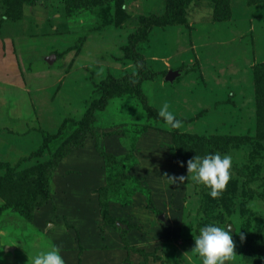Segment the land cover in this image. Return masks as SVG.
<instances>
[{
	"label": "rangeland",
	"instance_id": "374dc122",
	"mask_svg": "<svg viewBox=\"0 0 264 264\" xmlns=\"http://www.w3.org/2000/svg\"><path fill=\"white\" fill-rule=\"evenodd\" d=\"M151 14L170 17L138 45L150 70L138 85L150 104L182 113L175 114L181 133L204 137L175 136L163 118L149 115L133 87L114 86L84 145L52 173L48 203L28 220L17 209L29 208L44 167L78 138L105 79L135 69L124 47ZM213 19L229 20L232 35L213 40L215 33L204 30ZM260 62L264 0H0V264H30L50 243L66 264H79L86 248L94 264H202L193 247L209 222L232 233L235 253L226 264H264ZM258 76L264 85V67ZM212 136L225 138L220 153L230 154L240 172L231 171L215 197L187 168L189 158L216 149L205 141ZM102 148L136 160L128 171L137 178L120 180L104 197L117 227L106 223L98 196L118 170L105 168ZM180 175L182 182L170 179ZM73 181L90 186V194L65 196Z\"/></svg>",
	"mask_w": 264,
	"mask_h": 264
},
{
	"label": "trees",
	"instance_id": "16d2710c",
	"mask_svg": "<svg viewBox=\"0 0 264 264\" xmlns=\"http://www.w3.org/2000/svg\"><path fill=\"white\" fill-rule=\"evenodd\" d=\"M189 4V3H188ZM188 5H184L183 8H186ZM170 15L163 14H151V15H144L139 23V25L130 33L128 42L124 47L125 54L128 58L132 59L135 62V69L130 71L129 73H125L123 75L113 76L109 75L108 79H105L104 84H102V94L99 98L93 100L89 105L87 112L84 117V121L80 130V135L76 139H72L68 144H65L62 151H60L57 155L53 156L51 161L44 167L41 172V188L34 194L32 201L29 203V208L26 210L17 209L19 212L24 215L28 220H32L34 218V210L38 206H43L48 203L49 200V182L52 173L59 167L60 162L63 158L70 154L75 148H80L84 145L85 138L87 137V132L92 130V125L97 120V112L106 108V105L111 97L112 90L114 86L120 85H129L133 87L135 95L140 99L142 102L143 108L149 113L150 116L154 118H162L158 114V107L154 104H150L148 99L144 96L142 89L138 85L141 80L148 77L150 75V70L147 62L146 55L141 52L138 48V45L141 41L148 39V34L152 30L154 25H164L169 20ZM155 21V22H154ZM263 61V60H262ZM258 66L264 67V62H260ZM256 70V95H257V111L261 117L264 112V101L262 97H264V85L261 84L259 81L258 70ZM178 118V117H177ZM179 119V118H178ZM264 119L262 117L260 120ZM174 129V128H173ZM175 136H187L193 141H197L200 138H203L204 135H196V134H188L187 132L181 133L180 129L175 128L174 130ZM232 139V137H229ZM225 138L223 137H210L206 138L205 141L211 144L215 143L216 149L212 150L221 151L219 146L220 144L218 141H223ZM233 139H237V137H233ZM100 152L103 154L105 158V168L111 167V165H117L118 170H116V174L112 175L109 174L107 183L100 186L99 188V199L101 203V211L106 219V223L111 224L113 226H119L117 219L113 218L111 214L107 211L106 205L104 203V197L109 192H112L116 189V186L119 187V182L121 180L122 183H126L129 179L134 180L137 177L128 171L129 166H134L136 164V160L133 158L132 160L128 159V155L119 156L118 154H114L111 152H106L104 148L100 149ZM33 155V154H32ZM103 166V168H104ZM136 166V165H135ZM134 166V167H135ZM239 166L236 164L235 166H231L230 168V175L232 172L238 175ZM232 171V172H231ZM221 197V195H220ZM4 208V205H0V214ZM122 235L126 238V231L122 230ZM146 256V255H145Z\"/></svg>",
	"mask_w": 264,
	"mask_h": 264
},
{
	"label": "clouds",
	"instance_id": "9594fccd",
	"mask_svg": "<svg viewBox=\"0 0 264 264\" xmlns=\"http://www.w3.org/2000/svg\"><path fill=\"white\" fill-rule=\"evenodd\" d=\"M158 114L173 128L180 127L182 123L175 113L169 110L167 103L158 109ZM231 164L232 156L227 153L221 154L219 151L204 155L196 154L187 160L188 172L193 173V178L197 182L209 187V194L213 197L219 194L230 179ZM170 179L182 182L185 177L180 175ZM243 238L244 234L241 233V239ZM193 249L201 258L202 264H226V261L231 260L235 253L231 231L226 224L222 226L215 222H209L200 227L199 234L195 236ZM30 264H66V262L60 247L50 243L31 256Z\"/></svg>",
	"mask_w": 264,
	"mask_h": 264
},
{
	"label": "crops",
	"instance_id": "0c3cea01",
	"mask_svg": "<svg viewBox=\"0 0 264 264\" xmlns=\"http://www.w3.org/2000/svg\"><path fill=\"white\" fill-rule=\"evenodd\" d=\"M229 20H212L211 24L209 25V27L207 28H204L205 31L213 34L215 33L214 35H211L210 37H212V39H220V38H225V37H228L232 34H229L230 31H228V26L230 24V26H232L231 22H228ZM214 26V27H212ZM226 27V28H225ZM217 36V37H215ZM175 114H178V115H181L182 113H175ZM72 153V152H71ZM69 155V154H68ZM67 168H65L66 170ZM68 170H66L65 172H67ZM71 171V169H70ZM68 173V172H67ZM98 182H100V185H102L103 181H102V178H100L98 180ZM73 185V190H71L70 186ZM99 185V186H100ZM67 186V184H66ZM69 186V188H64V190H62V192H64V195L66 196L68 193V191H73L74 193H70V195H83L82 193L83 192H86V194H90L89 191H90V186L88 187L89 188V191L87 189H83V188H80L78 186V181H73V183H71ZM93 192V191H92ZM98 192V191H97ZM95 194V193H94ZM98 194V193H97ZM96 195V194H95ZM76 196V197H77ZM74 198V199H77V198ZM51 231H54L53 228H50ZM69 229V228H68ZM68 231V230H67ZM51 235V234H50ZM53 235V236H52ZM51 237H54L57 239V234L56 232L54 231V234H52ZM16 250V248L14 249V251ZM81 253H83V257L81 258V261H79V258H78V263L81 264L82 261H84V264H94V263H90V254H89V248H86L85 250H83ZM126 264V262L124 263Z\"/></svg>",
	"mask_w": 264,
	"mask_h": 264
},
{
	"label": "water",
	"instance_id": "95a60500",
	"mask_svg": "<svg viewBox=\"0 0 264 264\" xmlns=\"http://www.w3.org/2000/svg\"><path fill=\"white\" fill-rule=\"evenodd\" d=\"M49 60H51L52 61V58L49 56V58H48ZM175 74H176V72H174V71H170L169 72V75H172L173 77L175 76ZM127 264V263H126Z\"/></svg>",
	"mask_w": 264,
	"mask_h": 264
}]
</instances>
